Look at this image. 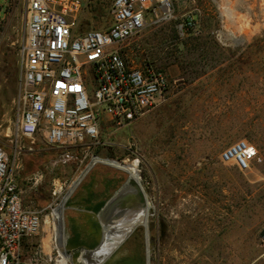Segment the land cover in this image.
Returning <instances> with one entry per match:
<instances>
[{"label":"rangeland","instance_id":"1","mask_svg":"<svg viewBox=\"0 0 264 264\" xmlns=\"http://www.w3.org/2000/svg\"><path fill=\"white\" fill-rule=\"evenodd\" d=\"M82 1L79 28L105 29L113 0ZM26 6L27 0H0V143L8 145L24 202L38 209L50 204L54 208L62 203L77 166L63 163L58 152L41 143L15 154L14 146L3 141L17 117ZM199 6L202 13L192 29L180 31L179 24L194 12L176 3L173 18L161 23L149 18L122 45L130 61L149 62L167 74L165 101L128 125L103 126L100 145L91 153L118 166L97 164L76 187L86 183L97 166L117 172L118 188L133 186L123 167L139 157L140 203L128 208L122 204L118 211L131 215L148 207V218L111 251L119 264H264V29L245 33L243 46L221 47L211 33L215 22L206 0ZM239 139L257 150L246 171L219 160L220 153ZM50 213L48 208L44 214ZM50 221L46 224L45 218L32 241L46 253L53 238ZM137 228L144 234L141 250L130 239ZM45 238L49 241L44 246ZM67 256L69 264H87L79 254ZM98 261L93 255L89 264Z\"/></svg>","mask_w":264,"mask_h":264},{"label":"built area","instance_id":"2","mask_svg":"<svg viewBox=\"0 0 264 264\" xmlns=\"http://www.w3.org/2000/svg\"><path fill=\"white\" fill-rule=\"evenodd\" d=\"M200 0H113L110 24L102 30L79 28L82 0H27L26 22L20 48V82L12 132L3 141L14 153L30 152L41 143L59 154L78 173L62 203L45 209L26 207L11 162L8 145L0 143V264H62L67 256L54 237L49 253L32 241L52 210L63 206L80 181L97 164L109 159L93 155L103 126L123 127L140 119L165 101L169 78L149 62L130 61L122 45L138 34L153 17L156 23L173 18L175 4L194 12L179 24L183 33L199 16ZM214 17L212 36L225 48L243 46L245 33L264 29V0H206ZM256 148L239 139L219 155L223 164L239 171L250 168ZM14 154V155H15ZM129 181L141 187L140 159L123 167ZM62 187H55L53 196ZM143 191V190H142ZM50 208L51 213L45 215ZM53 224V223H52ZM65 242V241H64ZM65 245V244H64ZM69 264V261L66 262Z\"/></svg>","mask_w":264,"mask_h":264},{"label":"crops","instance_id":"3","mask_svg":"<svg viewBox=\"0 0 264 264\" xmlns=\"http://www.w3.org/2000/svg\"><path fill=\"white\" fill-rule=\"evenodd\" d=\"M119 179L112 168L97 166L87 182L79 186L67 201L64 211L67 253L85 256L101 246L104 235L114 230L104 222L110 219L113 211L102 213L109 203L115 202L117 210L122 204L128 208L140 203V194L133 190L134 186L123 185L118 188ZM23 203L26 207L34 208L26 204L24 199ZM112 258L113 253L110 252L102 264H119L116 257V260Z\"/></svg>","mask_w":264,"mask_h":264},{"label":"bare ground","instance_id":"4","mask_svg":"<svg viewBox=\"0 0 264 264\" xmlns=\"http://www.w3.org/2000/svg\"><path fill=\"white\" fill-rule=\"evenodd\" d=\"M108 164L114 167L118 166L116 161H109ZM132 188L134 191L138 193V190H136L134 187ZM139 192H142V190H140ZM106 210H112L113 212H112V216L110 217V219L104 220V222L106 224H110L114 230L105 234L102 239L101 246L92 252V254L96 257V259L99 258L98 262L105 260L107 256H109L110 252L125 240V238L128 236V234L130 233V231L133 229L135 225H137L138 223L146 224L147 218H148L147 217L148 207H146L144 210H141L135 214L130 215V214H127V212L125 213L123 211L122 212L118 211L115 206V202H111L104 208L102 213L104 214ZM62 211H63L62 205L52 210V216H53L52 223L54 225V232H55L54 237H56L59 240V244L61 248L64 246ZM48 222H49L48 219H46V224H48ZM56 228L58 231L56 230ZM46 241L48 242L49 240L45 238L44 243H42L44 244V246H45ZM108 244H111L109 248L106 247L108 246ZM44 249L49 250V243H48V246ZM100 251H101V254H100ZM60 261L62 264H66V262L69 261V258L68 256L61 255Z\"/></svg>","mask_w":264,"mask_h":264},{"label":"trees","instance_id":"5","mask_svg":"<svg viewBox=\"0 0 264 264\" xmlns=\"http://www.w3.org/2000/svg\"><path fill=\"white\" fill-rule=\"evenodd\" d=\"M81 30V28H80ZM82 31V30H81ZM133 241H135L136 246L139 250L143 248L144 245V234L142 228H137L134 233L131 235V238Z\"/></svg>","mask_w":264,"mask_h":264},{"label":"water","instance_id":"6","mask_svg":"<svg viewBox=\"0 0 264 264\" xmlns=\"http://www.w3.org/2000/svg\"><path fill=\"white\" fill-rule=\"evenodd\" d=\"M134 188L136 189V190H138V194H140L141 192H139L140 190H141V188H140V186L138 185V184H135L134 183ZM261 236L264 238V230L261 232ZM145 240H147V234H146V232H145ZM92 252H90V253H88L87 255H85V256H81L83 259H85L86 261H87V264H89V261L91 260V257H92ZM108 257V256H107ZM104 261V260H103ZM103 261H101V262H99V263H97V264H101Z\"/></svg>","mask_w":264,"mask_h":264}]
</instances>
